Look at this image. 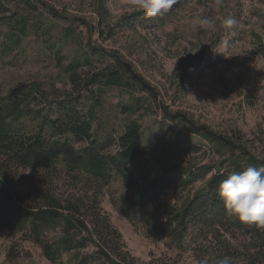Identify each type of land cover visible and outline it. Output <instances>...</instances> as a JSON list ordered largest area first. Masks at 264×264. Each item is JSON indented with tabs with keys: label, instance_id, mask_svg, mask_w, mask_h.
Masks as SVG:
<instances>
[{
	"label": "trees",
	"instance_id": "16d2710c",
	"mask_svg": "<svg viewBox=\"0 0 264 264\" xmlns=\"http://www.w3.org/2000/svg\"><path fill=\"white\" fill-rule=\"evenodd\" d=\"M113 55L89 83L145 93L148 83L141 73ZM83 60L93 62L89 55ZM78 65L65 67L75 86ZM61 94L39 80L19 81L0 94V229L14 228L51 264H163L131 255L103 210L102 197L118 178L125 191L122 214L132 224L142 214L140 225L151 241H165L178 253L192 252L194 264L223 255L236 264H264V228L227 216L215 192L230 172L264 166L250 138L237 128L217 132L172 114L169 120L183 125L187 134L174 132L146 144L137 120L128 117L121 132L111 135L106 131L109 113L102 122L100 105L86 106ZM147 104L140 96L120 108L131 116ZM114 144L116 151L106 152ZM198 152L213 157L198 167L175 163ZM167 190L173 204L161 200Z\"/></svg>",
	"mask_w": 264,
	"mask_h": 264
},
{
	"label": "rangeland",
	"instance_id": "374dc122",
	"mask_svg": "<svg viewBox=\"0 0 264 264\" xmlns=\"http://www.w3.org/2000/svg\"><path fill=\"white\" fill-rule=\"evenodd\" d=\"M228 15L239 26L225 57L216 51L227 37L223 19ZM198 16L210 18L213 27L193 29ZM111 54L141 73L148 83L145 93L89 83L94 71L111 63ZM87 55L91 65L84 63ZM75 62L76 86L65 69ZM188 74L189 80L177 86ZM33 80L47 88L54 85L61 95L77 97L86 106L100 105L102 122L109 113L107 133L121 132L130 117L141 123L145 143L152 144L174 132L187 134L183 125L169 120L172 114L185 115L213 131L237 128L264 157V0H222L221 5L215 0H177L168 14L154 18L127 0H0V94L19 81ZM140 96L148 106L131 116L122 114L120 107ZM116 148L114 144L106 152ZM212 157L198 152L175 163L190 161L198 167ZM124 198L115 178L101 206L131 255L144 262L194 264L192 252L178 253L165 241L148 239L140 225L142 214L135 216V224L128 221L121 212ZM161 200L173 204L171 191L163 192ZM203 245L210 246L204 240ZM0 264L51 263L39 246L0 229Z\"/></svg>",
	"mask_w": 264,
	"mask_h": 264
},
{
	"label": "clouds",
	"instance_id": "9594fccd",
	"mask_svg": "<svg viewBox=\"0 0 264 264\" xmlns=\"http://www.w3.org/2000/svg\"><path fill=\"white\" fill-rule=\"evenodd\" d=\"M217 5L222 0H215ZM133 9L142 12L147 18L168 14L177 0H127ZM239 20L228 15L223 19V28L227 37L220 42L216 52L226 57L231 49V38L237 35ZM193 29L208 30L213 27V21L207 16H198L193 21ZM194 54V53H193ZM216 195L222 200L225 214L238 219L241 223L264 228V166L259 168L249 166L241 171H232L218 183ZM195 264H236L229 255L219 256L211 261L202 258Z\"/></svg>",
	"mask_w": 264,
	"mask_h": 264
},
{
	"label": "bare ground",
	"instance_id": "6f19581e",
	"mask_svg": "<svg viewBox=\"0 0 264 264\" xmlns=\"http://www.w3.org/2000/svg\"><path fill=\"white\" fill-rule=\"evenodd\" d=\"M113 56H114V55H113ZM118 58H119V57H118ZM186 76H187V75H186ZM188 78H189V76H188ZM186 80H187V79H186ZM184 81H185V79H184ZM180 82H181V81H180ZM14 224H15V223H14ZM14 224H13V225H14ZM10 226H11V225H10ZM15 226H16V224H15ZM11 227H12V226H11ZM11 227H10V228H11ZM20 228H21V227H20ZM11 229H12V228H11ZM13 229H14V228H13ZM13 229H12V231H13ZM17 229H19V228H17ZM13 232H14V231H13ZM47 234H48V233H47ZM54 234H55V233H54ZM47 239H48V238H47ZM77 240H78V239H77ZM73 247H74V246H73ZM64 249H65V248H64ZM64 249H63V250H64ZM54 251L56 252V250H54ZM58 251H60V250H58ZM58 251H57V253H58ZM58 254H59V253H58ZM58 254L55 255V256H59ZM61 254H62V253H61ZM62 255H63V254H62ZM111 255H112V254H111ZM60 256H61V255H60ZM52 258H53V257H52ZM54 261H55V259H54ZM59 261H60V260H59ZM90 263H91V262H90ZM129 263H130V262H129ZM64 264H66V263H64ZM93 264H94V263H93Z\"/></svg>",
	"mask_w": 264,
	"mask_h": 264
}]
</instances>
